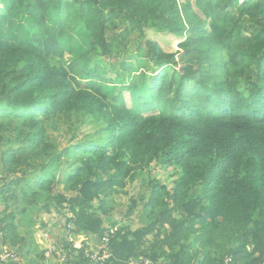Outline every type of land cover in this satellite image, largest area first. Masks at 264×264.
I'll use <instances>...</instances> for the list:
<instances>
[{
  "label": "trees",
  "instance_id": "trees-1",
  "mask_svg": "<svg viewBox=\"0 0 264 264\" xmlns=\"http://www.w3.org/2000/svg\"><path fill=\"white\" fill-rule=\"evenodd\" d=\"M55 118L90 131L60 148ZM154 162L176 178H149L148 222L104 217ZM0 169L3 237L27 259L0 264H44L15 227L33 205L60 212L72 254L69 235L107 236L103 264H264V0H0Z\"/></svg>",
  "mask_w": 264,
  "mask_h": 264
},
{
  "label": "rangeland",
  "instance_id": "rangeland-1",
  "mask_svg": "<svg viewBox=\"0 0 264 264\" xmlns=\"http://www.w3.org/2000/svg\"><path fill=\"white\" fill-rule=\"evenodd\" d=\"M72 36L75 35H71V37ZM73 41V39H71L70 41L68 39H65L63 42V46L68 53L71 50L76 51L81 45V42L79 44H74ZM158 41L162 45V48L167 52H174L178 49L176 41L168 40L164 37L158 38ZM106 60L107 59L101 58V62L103 65H107ZM138 64L140 66L138 68V72L151 71L152 69V65L150 63L147 64L144 59L138 60ZM45 124L48 137L56 143V146L60 148L66 146L70 141H72L73 138H79L84 133L90 131V127L80 125L74 119L70 122H65L63 118H55L51 122L47 121ZM13 137L14 140L17 139L16 133L13 134ZM22 169H24V167H22ZM29 173L30 175H28V177L32 178L34 171L32 169H29ZM4 176L6 175L1 172L0 181L4 179ZM10 177L11 176H8L6 177V179H10ZM152 177L171 189L176 178V170H174V168L172 167L164 168L156 162L152 163L151 165L140 171L138 173V176L133 181L128 182L124 189L120 190L117 193H114L112 197L106 200L105 211L108 212V214H103V216H109L110 219L116 221L117 224H127L131 228H136L146 224L148 221L144 216L145 210L143 206L144 203L148 200L150 194L148 180ZM61 178L62 177H60V179ZM57 188L58 191H63L66 195L71 194L70 191L63 190V183H58ZM131 210H133V212L129 213V211ZM59 217L60 212L57 209H52L49 213H46L44 211H41L38 208V205L28 207L25 215H16L15 220L17 221L15 227L17 228V232L20 235H26L25 243H27V246L25 247V249L30 247L32 248L37 245L36 250H32L31 254H29L27 257H34L38 254V251H42L43 258L42 260H39L41 263L61 264L57 255H47L45 250L50 244L49 241L53 240L52 235L57 231L58 224L61 223ZM45 231L48 232L47 239L42 238V232ZM75 239L76 241H79L77 235H75ZM12 246L16 248L17 244ZM9 248L16 253L17 262H26L27 259H25L20 254L18 255V253L12 247L9 246ZM72 259L73 258H70V256L68 255L67 264H70V262L73 261ZM0 262L3 261L0 259Z\"/></svg>",
  "mask_w": 264,
  "mask_h": 264
},
{
  "label": "built area",
  "instance_id": "built-area-1",
  "mask_svg": "<svg viewBox=\"0 0 264 264\" xmlns=\"http://www.w3.org/2000/svg\"><path fill=\"white\" fill-rule=\"evenodd\" d=\"M75 236V235H74ZM77 237L79 238V241H76L75 237L70 236L68 237V241L71 242V246L75 251L73 254L72 251L66 250L62 242L57 241H49L50 244L47 246L46 254L47 255H57L59 258V261L61 264H67L68 262V255L71 257V255L77 254L76 250H79L81 248H85V256L89 258L92 261V264H103L106 259L110 256V252L108 251L106 244L108 241V237L104 236L101 239V244L94 248V247H85L87 239L84 237V235L78 234ZM42 238L47 239L48 238V232H42ZM42 242V241H40ZM0 259L2 261H12L17 262V255L16 253L9 248V245L6 244L4 237H3V231H2V225L0 224ZM228 262H231V258H227L224 262V264H228ZM130 264H152L151 261L148 259H140L138 261H131Z\"/></svg>",
  "mask_w": 264,
  "mask_h": 264
},
{
  "label": "crops",
  "instance_id": "crops-1",
  "mask_svg": "<svg viewBox=\"0 0 264 264\" xmlns=\"http://www.w3.org/2000/svg\"><path fill=\"white\" fill-rule=\"evenodd\" d=\"M57 227H58V226H57ZM56 229H57V228H56ZM55 234H57L59 237L62 238V237L64 236V231L62 232V229L58 227L57 231H56L53 235H55ZM53 235H52V239H54V238H53Z\"/></svg>",
  "mask_w": 264,
  "mask_h": 264
}]
</instances>
